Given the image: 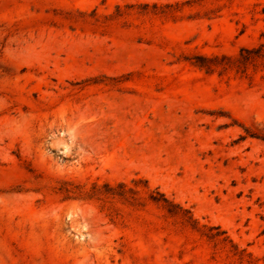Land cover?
Instances as JSON below:
<instances>
[{
	"label": "rangeland",
	"instance_id": "obj_1",
	"mask_svg": "<svg viewBox=\"0 0 264 264\" xmlns=\"http://www.w3.org/2000/svg\"><path fill=\"white\" fill-rule=\"evenodd\" d=\"M0 264H264V0H0Z\"/></svg>",
	"mask_w": 264,
	"mask_h": 264
}]
</instances>
